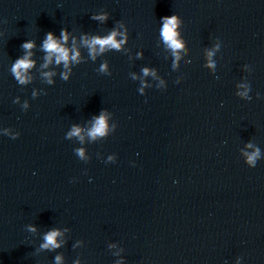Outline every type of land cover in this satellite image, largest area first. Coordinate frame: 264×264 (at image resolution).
<instances>
[{
    "label": "clouds",
    "instance_id": "clouds-1",
    "mask_svg": "<svg viewBox=\"0 0 264 264\" xmlns=\"http://www.w3.org/2000/svg\"><path fill=\"white\" fill-rule=\"evenodd\" d=\"M91 19L99 21L101 23L106 22L109 19V14L104 12L100 14H94L91 16ZM162 26L160 28V36L168 49L172 51L174 61L173 66L176 65V62L180 59V51L184 48V43L180 39L179 29L181 24L183 23L182 19L179 15H171L164 16L161 18ZM120 27H124L122 22H118ZM120 37V39H117ZM69 40V33L67 29H62L60 33V39H57L52 32H48L46 37L42 43V49L46 53L44 57L43 68H47L49 64L53 63V60L57 66L62 65L64 71L61 72V79L63 81H68L70 75L73 72V66L79 65L82 63L81 53L75 46V38H73V46L71 48L66 47ZM128 40V29L125 28L123 32L119 31L116 28H113L107 35L99 36L94 35L89 38L87 35L81 36V43L84 47L87 48L88 57L91 60H95L96 57L100 54H103L106 50H121L122 46ZM35 46L33 41H28L23 43L22 48L25 50V55L19 59H17L10 68L11 74L14 76L15 80L20 85H25L31 82L32 77L29 75V70L32 69L35 65V61L31 59L33 53L31 49ZM219 47V45H217ZM208 55V64L206 65L209 68H215V63L211 60V57L214 55V52L209 51ZM100 73H107L108 65L107 63H102L98 69ZM143 73L145 76L150 74L149 69H143ZM110 74V73H109ZM153 76H155V72H151ZM56 75L55 72H43L42 76L44 80L48 84H52V77ZM244 88V91L237 93L242 99L251 100L252 97L249 95L251 91L250 86L241 85ZM143 91V89H141ZM36 93L33 92V96L35 97ZM257 98H259V93H257ZM18 102V98L17 101ZM27 102L24 104V108H27ZM93 124L90 129H87V135L95 140L98 137H104L109 131L107 115L105 112H101V114L97 117L93 118ZM83 129L79 126L73 125L71 130L67 133V139H71L72 137L78 138L81 142H83L84 136L82 135ZM20 133H16L12 136V139L18 138ZM248 148H253V145L249 143L246 145ZM75 153L80 159H86L85 151L82 148L75 149ZM245 163L250 167L254 168L257 164V161L261 159V150L259 147H255L251 152H244ZM111 159V157H109ZM27 231L35 232L36 228L32 225L26 226ZM62 232L58 229H53L48 231L43 236V243L40 244V250H55L61 247L62 241L58 242V237L62 236ZM56 264H61L62 257L57 255L55 257ZM77 264L79 262L77 261Z\"/></svg>",
    "mask_w": 264,
    "mask_h": 264
}]
</instances>
